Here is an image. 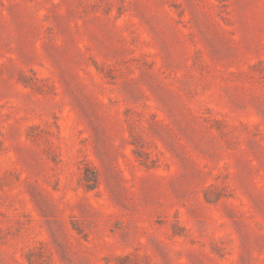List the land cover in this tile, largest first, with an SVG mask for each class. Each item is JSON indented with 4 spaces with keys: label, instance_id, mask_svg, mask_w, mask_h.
Segmentation results:
<instances>
[{
    "label": "rangeland",
    "instance_id": "1",
    "mask_svg": "<svg viewBox=\"0 0 264 264\" xmlns=\"http://www.w3.org/2000/svg\"><path fill=\"white\" fill-rule=\"evenodd\" d=\"M0 264H264V0H0Z\"/></svg>",
    "mask_w": 264,
    "mask_h": 264
}]
</instances>
